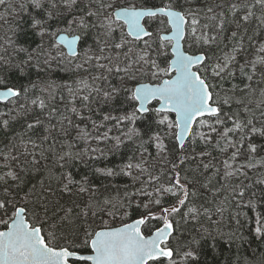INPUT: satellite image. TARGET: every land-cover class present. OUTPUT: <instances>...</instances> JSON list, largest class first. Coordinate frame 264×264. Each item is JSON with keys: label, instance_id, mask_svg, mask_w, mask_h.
Returning a JSON list of instances; mask_svg holds the SVG:
<instances>
[{"label": "snow or ice", "instance_id": "6c2138e0", "mask_svg": "<svg viewBox=\"0 0 264 264\" xmlns=\"http://www.w3.org/2000/svg\"><path fill=\"white\" fill-rule=\"evenodd\" d=\"M257 6L259 16L253 11ZM0 7L5 9V13H0V21L8 23L6 14H14V22L0 36V103L7 109L0 111V133L6 141L0 148V264H162V261L198 264L206 245L222 247L219 241L225 237L228 242L243 239L237 232L223 233L219 228L213 232L203 223L190 239L180 241L175 235L179 225L177 216L184 223L201 222L202 218L212 221L213 215L223 216L226 202L237 209L264 208V198L259 204L253 200L256 193L247 192L249 186L243 181L231 183L233 178H247L245 169L264 166V156L256 159L264 153V143L254 140L264 138V87H260L264 84V43L254 49L251 59L245 58L240 64L237 54L242 50L244 36L237 39L238 33L233 31L231 39L236 43L231 51L218 49L221 55H210L213 46L218 47L223 40L226 17L216 9H223L225 5H198L197 0H168L162 5L149 0L141 5H119L115 0H20L14 5L12 0H0ZM228 10L234 17L243 10L238 19L228 21L235 23L238 30L253 18L258 21L257 27L264 26V0L231 3ZM151 21L166 23L170 34L151 31ZM24 23L27 29L23 28ZM28 31L39 37L35 47L18 42L20 34ZM68 31L77 35L71 40L60 35L59 43L51 42L46 47L45 37L53 38ZM89 36L96 47L81 50ZM169 45L171 58H168ZM161 57L165 58V67L158 62ZM66 60L68 63L80 61L74 64V69L86 73L91 83L81 77L76 81V88L64 86L73 104L69 111L79 116L85 126L62 115L60 134L68 136L74 128L76 141L86 145L111 140L113 143L107 151L113 153L125 141H139L136 151L118 171L111 167L95 169L101 176L122 174L140 185L124 200L98 194L87 176L77 180L70 171L57 173L55 167L41 164L47 159L46 151L55 155V165L60 169L89 153L97 154L96 158L106 156L104 148L90 146L83 153H74L73 144L67 141L64 143L68 150L57 153L51 145L43 148L49 135H43L40 143L32 138L31 134H36L44 125L40 114L49 110L51 116L56 111L50 109V102L57 99L61 85L54 80L34 82L30 71L35 68L37 74L46 72L54 63L62 65ZM13 73L18 76L14 78ZM238 76L243 78V87L235 83L230 89L223 87L225 81ZM111 77H116L117 83H112ZM23 79L28 81L27 85ZM37 89L41 95H35ZM77 101L89 113L94 112L92 103L102 102L109 110L98 124L91 115L80 114L74 106ZM117 104L121 107L117 108ZM36 109L39 113L34 115ZM138 120H150L147 133L136 127ZM105 122H114L113 127L120 135L109 136L112 128L101 131L106 127ZM17 124L21 131H16ZM54 128L52 125L43 130L50 133ZM166 139L175 141L172 149L165 143ZM197 139L221 154H228L232 149L221 161L224 183L217 188V192H227V195L214 209L193 203L197 191L187 186L186 177L182 181L178 170L187 160L197 159L196 155H186L190 147L195 152ZM146 144L154 145L156 157L170 164L171 177L162 181V168L160 175L150 171L156 166L144 158L146 153L151 156ZM170 152L179 153L178 163L168 160ZM199 155L204 170L216 168L202 162L205 157H211V152ZM241 156L246 158L244 162H238ZM42 171L46 172L45 178L26 188V177ZM219 174L220 169L216 168L214 175ZM258 182L264 183V180ZM65 193L67 199H64ZM84 193L88 194L87 200L76 199ZM137 195L147 196L148 200L136 202L133 207L131 197ZM166 197L174 198V202L165 206ZM141 209L142 214L126 222L133 210ZM105 215L112 224L104 219ZM241 215L247 220V213L237 211L236 224L243 227L238 218ZM117 219L119 227L113 226ZM255 236L264 238V213L261 212L255 217Z\"/></svg>", "mask_w": 264, "mask_h": 264}, {"label": "trees", "instance_id": "16d2710c", "mask_svg": "<svg viewBox=\"0 0 264 264\" xmlns=\"http://www.w3.org/2000/svg\"><path fill=\"white\" fill-rule=\"evenodd\" d=\"M14 5H18L20 0H12ZM116 3L119 5H129V4H135V5H141L144 3V0H115ZM168 0H149V3H154L156 5H162L164 3H167ZM255 0H197V4H223L225 7L223 9H216L217 12L223 11L226 17V30L224 31L223 40L219 44V46H213V48L210 50V55H221V52L218 49H223L224 52L231 51V48L236 41L231 39V33L233 31H237L238 37L240 35L244 36V40L242 43V50L237 54V61L240 64H243L245 62V58L251 59L254 54V49L260 44L264 43V26L257 27L258 21L253 18L248 24L245 25L244 28H240L239 30L236 27L235 23H228V21H234L239 18V16H242L244 14L243 10L237 14L236 17L232 16L231 12L228 10V7L231 3H238V4H244V3H254ZM17 11L19 9L17 8ZM253 11L256 13V16H259L260 9L259 6H257ZM0 13H5V9L0 7ZM7 20L8 23H4L3 21H0V36H2L5 31L8 29V26L10 23H13V13L8 12L7 14ZM211 15V14H210ZM25 20H27V17H24ZM150 30L155 32H161L167 30L169 26L165 24H160L158 21H151L150 22ZM28 25L27 23L23 24V28L27 29ZM245 28H247V31H245ZM69 34H77L74 31H68ZM10 35V33H9ZM251 37V39H249ZM86 44H83V48L92 47L95 48L96 45L94 43V40L91 36L86 38ZM19 43H23L26 46L31 45V47H35L36 43L39 42V37L35 36L31 31H28L27 34L21 33L18 39ZM55 42L58 43L56 40V37L44 38V43L46 47L51 43ZM227 46V47H225ZM63 51L66 52V49L64 46H62ZM153 47L155 48L156 45L153 44ZM22 58V57H21ZM168 58H171V51H170V45L168 47ZM165 58L161 57L158 59V62L161 63V67H165L166 64L163 63V60ZM80 61H73V63H68L67 60L64 64L58 65L54 63L52 65V69L46 72H41L37 74L35 68L31 69L30 76L32 81H44V80H54L58 85H61L60 88L57 89V99L55 101L50 102V109L55 108L56 111L49 116L48 112L49 110H45L42 114H40V118L44 121V125L39 128L36 132V134H31L32 138L37 141V143H40V138L43 135H49L50 139L45 141L43 143V148L48 149L49 146H53L55 148V151L57 153L61 151H67V143H64L65 141L70 142L73 144L72 151L83 153L84 149L86 147H100L104 148L106 151L105 157H97V154L95 153H89L88 155H82L79 159H73L69 162L68 165L64 169H60L58 166L55 165V155L51 152H45V156L47 157L46 160L41 161L42 165H47V167H55L57 173L60 171H70L73 176L77 180H81L84 176L88 177V180L91 184V186L94 189L98 190V194L102 193L103 196L106 197H116L118 199L124 200L126 196L130 195L131 193L136 192L137 188H139V184L134 183L129 177H125L122 174L114 177H105L101 176L100 174L95 172L96 168H105V167H111L119 170L120 166H122L123 163L127 162V158L129 156H132L133 153L136 151V148L138 146L139 141L136 143H132L129 141H125V143L120 147L118 152H108L107 148L111 147L113 141L109 140L106 143H100L97 145L95 141H92L90 145H86L83 142H77L75 139L76 136V129L72 128L70 129L71 134L68 136H62L60 134V119L62 115L68 116L72 121L76 124H80L81 127H84V123H81L79 116H77L75 113H72L69 111V109L73 106V104L69 100V93L67 87H64L65 85H70L73 88H76L78 85L76 84V81H78L81 77H85L89 79V82L91 83V78L87 76L86 73L82 71H76L74 69V64L78 63ZM94 74L95 70H93ZM18 76V73H13V77L16 78ZM112 83H117L116 77L110 78ZM241 79L238 76L237 79L231 80V81H225L223 84V87L225 89H230L232 87V84H240L241 87H243V84L241 83ZM27 85L28 81L26 79H23L22 81ZM158 82V81H153ZM246 82V81H245ZM11 86V85H9ZM99 86V82H98ZM106 87V85H103ZM253 86L256 87V83H253ZM2 87V86H0ZM260 87H264V84H261ZM86 93H81V95ZM31 95V93H30ZM35 95H41L39 90H35ZM46 95V94H45ZM63 96L64 99L60 100L59 97ZM97 100L99 98H96ZM77 107V109L80 111V114L83 116L91 115L92 119L96 120L97 123H101L103 114L107 113L109 110L108 105H104L102 102L99 103H92L91 107L93 108L94 112L89 113L87 109L83 108L81 106L80 101H77L74 105ZM117 108H120L121 106L119 104L116 105ZM235 108V106H234ZM98 109V111H96ZM6 107L3 103H0V111H6ZM39 113V109L35 110V113ZM117 114L116 112H113V115ZM246 115V114H245ZM256 117L259 119L260 117V111H256ZM32 117H29L31 119ZM255 122V121H254ZM89 124V127H91L90 122H87ZM20 124H23V121L20 122ZM20 124L16 125V131H21ZM106 127L102 128L101 131H106L107 128H112V132L109 133V136H117L120 135V131L117 130L115 127H113L114 122H105ZM150 124V120H138L136 127L140 128L142 132L147 133L148 126ZM52 125H55V128L50 132L46 133L44 132V128H50ZM65 126H67V122H65ZM260 125L257 124V127ZM154 127V126H153ZM120 128L123 131H127V127L125 125H121ZM194 131L197 129L194 126ZM205 131L206 129H201ZM53 138L55 139L56 143L53 144ZM10 139V136H9ZM123 139V137H122ZM144 139H147V134H145ZM190 139V138H189ZM255 142L264 143V138L255 137ZM4 141V135L3 133H0V148L3 147ZM64 144V147L61 148L60 145ZM165 143L169 145V148L172 149L175 145V141L171 139H166ZM246 146V145H245ZM145 148H147L148 153H151V156L145 154V159H148L152 163L155 164L154 169H150V171H154L157 175H160V169H163V175L161 176V180L163 181L165 177H171L172 175V169L169 163H165L164 161L158 159L156 157V148L154 145L146 144ZM195 152L192 151V148L190 147L188 150V153L186 155H196L197 159L195 161L187 160L185 164L180 165L181 170V178L182 181L184 178H187V186L189 188H192L197 191V196L193 198V203L196 206L203 205L207 208L214 209L215 205L224 199V196L227 195V192H217V188L220 187L221 184L224 183L223 180V165L221 161L225 158H227V155L230 154L232 149H229L228 154H221L218 150L213 149L211 145H204L199 142L197 139L196 144L194 145ZM39 151V150H37ZM243 151V149H242ZM204 152H211V157H205L203 159V163H210L211 165H215L216 168L220 169L219 175H214L216 168L210 167L208 170H204L201 166V160H200V153ZM179 155V153H173L170 152L168 155L169 161H175L178 163V160L176 157ZM261 156H264V153H260L256 156V159L259 160ZM92 157V158H89ZM243 157V156H241ZM135 158V157H134ZM245 158V157H244ZM231 162V161H230ZM0 163H2L0 161ZM247 171L248 176L245 177H239V178H233L231 183L232 184H239L241 181L245 185H248L249 187L246 189L247 192H255L256 196L253 197V200H256L259 204L260 199L264 198V183H259L258 181L264 180V166L258 165L254 169H245ZM46 176V172L42 171L39 173H33L26 177L28 183L25 185V187H30L32 184H37L40 179H44ZM209 180H211V183H209ZM207 184V187H203L202 185ZM53 187H55V182L53 183ZM151 188H148V191H151ZM68 198V194H64V199ZM75 198V197H74ZM78 200H87L88 194L84 193L81 194L79 198H76ZM133 201V207L136 202H147L148 197L147 196H132L131 197ZM231 199V197H229ZM63 202V201H62ZM174 202V198L172 197H166L165 198V206L168 204ZM225 212L223 213V216L221 217L219 214L213 215L212 221H206L203 220L201 222H197L195 220H189L188 223H184L183 220L180 219L179 216L176 217V220L179 221L178 225V231L175 233V235L178 237V240L184 241L187 239H190L191 236H195L197 232L200 230L201 223H203L204 227H210V229L215 232L217 228H219L223 233H231V232H237V235L242 236L243 239L238 241H232L228 242L227 237L224 239H220L219 244L221 246H217L216 248H211L209 246H205L204 248V254L201 255V258L198 262V264H264V238H257L255 236V217L258 212L264 213V208L257 207L256 209H248V208H242L237 209L234 207L233 204L225 203ZM155 210V209H154ZM141 210H133L131 217L127 219L126 222L137 218L140 214H142ZM182 211H184L182 209ZM237 211H241L242 213H247V220L244 215H241L238 217L241 220V223L244 225L243 227H240L236 224L237 217L235 216V213ZM104 219L109 222V224H112L113 222L109 220V218L105 215ZM246 221V222H245ZM155 223V222H153ZM120 225L119 219L116 220L115 224L113 226ZM238 230V231H237ZM199 238V237H198ZM180 257H176L178 259ZM162 264H166V261H162Z\"/></svg>", "mask_w": 264, "mask_h": 264}, {"label": "water", "instance_id": "95a60500", "mask_svg": "<svg viewBox=\"0 0 264 264\" xmlns=\"http://www.w3.org/2000/svg\"><path fill=\"white\" fill-rule=\"evenodd\" d=\"M164 34H170V26H169V29H168V30L161 32V35H164ZM60 35L65 36L66 40H71V39H72L75 35H77V34H69V33H67V32H65V33H60V34H58V35L56 36V40H57L58 43L60 42V41H59V36H60ZM62 46H63V45H62ZM64 48L66 49V52H67V48H66V47H64ZM170 51H171V45H170ZM145 82H148V81H145ZM194 126H195V125H193V128H194ZM128 222H131V220L128 221ZM119 226H121V224H120V225H116V227H119Z\"/></svg>", "mask_w": 264, "mask_h": 264}, {"label": "rangeland", "instance_id": "374dc122", "mask_svg": "<svg viewBox=\"0 0 264 264\" xmlns=\"http://www.w3.org/2000/svg\"><path fill=\"white\" fill-rule=\"evenodd\" d=\"M168 30V29H167ZM166 31V30H165ZM206 131V130H205ZM246 158L244 157H240L238 162H244ZM2 162V161H1ZM178 261L180 260V258L177 259Z\"/></svg>", "mask_w": 264, "mask_h": 264}]
</instances>
